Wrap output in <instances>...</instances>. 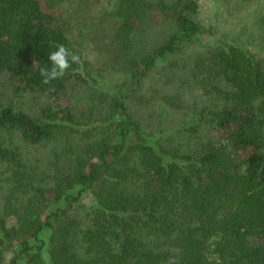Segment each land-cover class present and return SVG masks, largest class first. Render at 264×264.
Masks as SVG:
<instances>
[{
	"label": "trees",
	"instance_id": "obj_1",
	"mask_svg": "<svg viewBox=\"0 0 264 264\" xmlns=\"http://www.w3.org/2000/svg\"><path fill=\"white\" fill-rule=\"evenodd\" d=\"M84 1L0 0V79L14 94L0 100V264H264V11L246 38L207 45L190 66L211 104L176 130L178 144L132 103L160 62L199 43L198 0H114L122 47L135 36L129 21L153 5L176 26L131 53L128 81L114 85L83 72L69 12ZM56 44L81 63L43 84ZM71 83L86 87V104L44 103Z\"/></svg>",
	"mask_w": 264,
	"mask_h": 264
},
{
	"label": "rangeland",
	"instance_id": "obj_2",
	"mask_svg": "<svg viewBox=\"0 0 264 264\" xmlns=\"http://www.w3.org/2000/svg\"><path fill=\"white\" fill-rule=\"evenodd\" d=\"M149 1L155 4L161 0ZM113 2L114 0H85L77 8H71L69 12L74 46L85 59L83 72L100 80L103 78L105 85L127 82L129 75L123 63L128 56L131 53L143 55L164 43L176 27L170 9L153 5L145 16L140 15L129 21L135 36L122 47L116 39V26L111 15ZM198 2L199 10L195 20L203 28L199 43H188L182 50L173 54L169 62H160L147 77L145 86L137 92V98L134 104L132 103V108H135L134 111L143 120L144 126L152 129L161 122V126L173 130L174 140L178 144H183L185 139L176 135V130L183 124L191 122L203 106L210 107L211 104L208 95L193 79L190 66L197 57L205 53L207 45L221 40L231 41L239 36L246 38L252 32V29L247 30V21L250 22L255 11H264V0H198ZM62 8L67 10L64 5ZM4 83L5 80L1 78L0 100L1 96L5 100L13 99L12 87L5 86ZM176 93L182 96L181 108L163 105L161 102L163 95ZM87 98L88 91L85 86L71 83L65 94L45 99L44 103L54 107L66 105L81 107L87 103ZM25 100L31 102L27 97ZM83 203L87 206L94 204L90 194L84 195Z\"/></svg>",
	"mask_w": 264,
	"mask_h": 264
},
{
	"label": "clouds",
	"instance_id": "obj_3",
	"mask_svg": "<svg viewBox=\"0 0 264 264\" xmlns=\"http://www.w3.org/2000/svg\"><path fill=\"white\" fill-rule=\"evenodd\" d=\"M80 55L64 44H56L48 53L47 63L39 67L41 83L50 84L58 80L71 69L73 64H80Z\"/></svg>",
	"mask_w": 264,
	"mask_h": 264
}]
</instances>
